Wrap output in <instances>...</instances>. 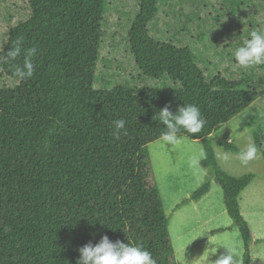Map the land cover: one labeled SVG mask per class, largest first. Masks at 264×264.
<instances>
[{
  "label": "trees",
  "instance_id": "obj_1",
  "mask_svg": "<svg viewBox=\"0 0 264 264\" xmlns=\"http://www.w3.org/2000/svg\"><path fill=\"white\" fill-rule=\"evenodd\" d=\"M231 3L217 35L196 41L194 5L181 16L171 5L160 10V0H0V47L22 37L37 48L29 80L0 65V264H76L79 248L104 235L150 251L156 264H177L147 144L166 130L161 108L189 103L207 123L181 135L201 143L209 175L180 204L199 200L213 179L242 241L241 264H251L264 237L251 231L239 194L254 174L223 170L209 138L264 95V64L241 69L233 56L256 31L253 7ZM117 119L126 121L120 139ZM253 143L264 161V131L254 130Z\"/></svg>",
  "mask_w": 264,
  "mask_h": 264
},
{
  "label": "rangeland",
  "instance_id": "obj_2",
  "mask_svg": "<svg viewBox=\"0 0 264 264\" xmlns=\"http://www.w3.org/2000/svg\"><path fill=\"white\" fill-rule=\"evenodd\" d=\"M238 1L244 5L251 3L253 9L249 11V15L255 13L256 20L253 27L256 31L264 32V0ZM231 2L232 0H160V10L171 5L181 16L190 15L191 9L187 4L194 5L195 16L190 22L188 36H194L199 41L203 35H217L222 27L218 25L219 22L224 20L226 23L229 18L226 11L236 6ZM159 18L165 20L168 16L161 11ZM160 20L157 22H161ZM241 22L243 25L248 23L243 20ZM115 29L117 28L113 31L116 32ZM109 41H119L118 35L115 34ZM261 74H264V68ZM242 112L247 113L243 119L240 117ZM250 115H256L257 120L250 126L242 127L241 122ZM256 129L264 131V95L257 97L222 123L211 132L209 138L216 162L223 170L234 176L254 174L250 183L241 191L239 207L251 231L260 237L264 236V161L261 154L258 151L254 160L243 165L236 156L237 152L226 150L218 144V141H230L240 150L248 143H253V132ZM147 150L153 178L168 217V230L177 264H215L221 255L228 254V250L236 255L238 264H241L242 241L238 230L230 226L231 219L222 201L221 188L213 179H210V190L204 197L180 204L209 175L207 169L199 165L203 150L201 143L183 136L180 144L171 145L164 144L159 138L148 143ZM222 227L226 228L220 232H210ZM251 259V264H264V243L253 244Z\"/></svg>",
  "mask_w": 264,
  "mask_h": 264
},
{
  "label": "clouds",
  "instance_id": "obj_3",
  "mask_svg": "<svg viewBox=\"0 0 264 264\" xmlns=\"http://www.w3.org/2000/svg\"><path fill=\"white\" fill-rule=\"evenodd\" d=\"M37 53V48H25L23 38L15 40L14 44L7 52L0 47V65H7L12 69V75L19 81H26L34 76L36 69L33 58ZM234 61L241 69H250L257 65L264 64V32L252 31L243 46L235 49ZM22 58V63L18 60ZM159 122L166 130L161 133V141L166 144L177 145L182 142L181 132L197 134L202 131L207 121L202 116L200 109L194 104L179 106L173 113L169 106H165L157 113ZM247 113L240 114L241 119ZM113 135L120 139L122 135H127L126 121L117 119L112 122ZM258 148L255 143H248L241 148L236 156L243 165L257 157ZM200 158H205V153L201 150ZM198 163V161H197ZM79 258L76 264H156V260L150 251L139 245L123 243L119 240L113 242L107 235L101 237L98 243L91 241L79 248ZM215 264H238L236 255L228 250L227 255H221Z\"/></svg>",
  "mask_w": 264,
  "mask_h": 264
},
{
  "label": "crops",
  "instance_id": "obj_4",
  "mask_svg": "<svg viewBox=\"0 0 264 264\" xmlns=\"http://www.w3.org/2000/svg\"><path fill=\"white\" fill-rule=\"evenodd\" d=\"M209 190H210V189H209ZM208 192H209V191H208ZM208 192H207V193H208ZM207 193H206V194H207ZM206 194H205V195H206ZM240 194H241V192H240ZM240 194H239V202H240ZM205 195H204V196H205ZM204 196H202V197H204ZM202 197H201V198H202ZM201 198H200V199H201ZM245 219H246V218H245ZM247 222H248V221H247ZM230 226H231V225H230ZM249 226H250V225H249ZM228 227H229V226H228ZM250 228H251V227H250ZM212 230H213V229H212ZM212 230H211L210 232H212ZM256 237H258V236H256ZM260 237H264V236H260ZM251 261H252V259H251Z\"/></svg>",
  "mask_w": 264,
  "mask_h": 264
}]
</instances>
